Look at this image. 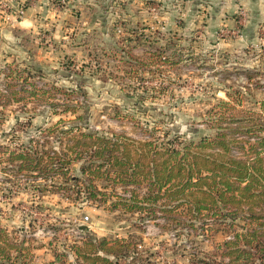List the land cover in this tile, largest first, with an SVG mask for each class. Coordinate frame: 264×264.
<instances>
[{
	"label": "rangeland",
	"instance_id": "374dc122",
	"mask_svg": "<svg viewBox=\"0 0 264 264\" xmlns=\"http://www.w3.org/2000/svg\"><path fill=\"white\" fill-rule=\"evenodd\" d=\"M260 7V0H0V92L20 97L0 108V144L25 147L59 119L155 144L178 142L176 135L197 143L217 132L251 140L228 115L246 118L264 100ZM50 102L79 107L60 113ZM39 143L66 151L71 142ZM79 166L69 172L80 175ZM11 169L0 164V228L18 244L8 249L14 264H103L83 257L95 254L111 264H229L228 219L176 224L161 211L153 218L111 207L116 194L129 197L136 186L104 180L96 183L107 192L105 205L49 190L38 197L21 174L6 182ZM235 222L237 230L246 226ZM101 239L127 251H98Z\"/></svg>",
	"mask_w": 264,
	"mask_h": 264
},
{
	"label": "trees",
	"instance_id": "16d2710c",
	"mask_svg": "<svg viewBox=\"0 0 264 264\" xmlns=\"http://www.w3.org/2000/svg\"><path fill=\"white\" fill-rule=\"evenodd\" d=\"M13 95L16 96L9 90L0 92V108L20 98H13ZM220 103L228 104L221 99ZM59 104L50 102L52 110L60 113H75L79 107L63 102L62 108L56 110ZM222 116L219 119L224 118ZM228 117L253 138L217 132L197 143L176 135L174 140L178 142L155 144L152 140H135L115 132L84 131L78 125L64 127L63 120L59 119L53 125L40 128L25 147L10 148L0 144V164L6 162L12 167L11 172L6 173V182L18 181V174H21L33 193L39 192L35 194L38 197L49 190L60 192L62 198L71 202L105 205L107 192L100 190L96 183V180H104L124 190L129 185L136 186L129 190V197L116 194L111 207L144 210L153 218L161 211L168 218L174 215L171 218L176 224L202 221L208 216L228 219L229 222L223 221V229L232 236L224 242L228 263L255 264V259L260 257L257 264H264V227H257L264 225V100L260 102L259 112L246 118L233 114ZM51 139L62 145L63 142L71 143L65 144L66 151L41 147L39 142ZM169 141H173L172 138ZM232 149H236L238 155L233 154ZM78 161L80 175L71 174L70 166ZM142 186L144 191L139 195L135 190ZM238 218L245 220L242 230H237L235 221ZM108 243L101 239L97 250L112 255L127 251L117 240ZM17 246L0 228V264L15 263L9 260L8 249ZM95 255L94 258L93 255L83 257L111 264L107 257ZM56 263L54 260L48 264Z\"/></svg>",
	"mask_w": 264,
	"mask_h": 264
},
{
	"label": "crops",
	"instance_id": "0c3cea01",
	"mask_svg": "<svg viewBox=\"0 0 264 264\" xmlns=\"http://www.w3.org/2000/svg\"><path fill=\"white\" fill-rule=\"evenodd\" d=\"M262 1L263 5H264V0H260ZM260 11L264 12V7H260ZM262 16L264 17V13L262 14Z\"/></svg>",
	"mask_w": 264,
	"mask_h": 264
}]
</instances>
